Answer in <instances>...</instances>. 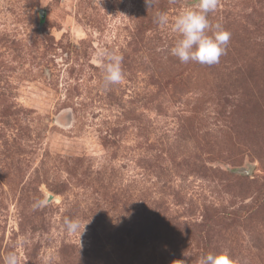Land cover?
<instances>
[{"label": "rangeland", "instance_id": "obj_1", "mask_svg": "<svg viewBox=\"0 0 264 264\" xmlns=\"http://www.w3.org/2000/svg\"><path fill=\"white\" fill-rule=\"evenodd\" d=\"M197 2L0 0V264H264V0H219L211 66L154 23Z\"/></svg>", "mask_w": 264, "mask_h": 264}, {"label": "clouds", "instance_id": "obj_2", "mask_svg": "<svg viewBox=\"0 0 264 264\" xmlns=\"http://www.w3.org/2000/svg\"><path fill=\"white\" fill-rule=\"evenodd\" d=\"M150 9L154 7L156 0H144ZM219 0H198L195 8H185L178 12L172 19L167 13H157L154 23L160 27L168 26L177 34L174 45L170 48V54L180 63L196 62L202 65H214L226 54L227 45L231 33L225 30L221 24H212L208 14L215 12ZM96 61L103 70L104 87L118 85L124 80L122 69L123 56L114 50L101 48L95 53ZM49 203L48 199H38L32 205L39 208ZM63 226L68 234H77L85 226L79 219L65 217ZM3 264H19L17 254L12 251L3 258ZM199 264H234V261L226 252L220 254L209 253L199 259Z\"/></svg>", "mask_w": 264, "mask_h": 264}, {"label": "water", "instance_id": "obj_3", "mask_svg": "<svg viewBox=\"0 0 264 264\" xmlns=\"http://www.w3.org/2000/svg\"><path fill=\"white\" fill-rule=\"evenodd\" d=\"M250 171H251L250 168H248V169H240L237 172L242 175H248Z\"/></svg>", "mask_w": 264, "mask_h": 264}]
</instances>
